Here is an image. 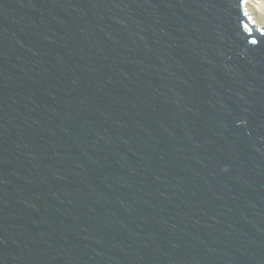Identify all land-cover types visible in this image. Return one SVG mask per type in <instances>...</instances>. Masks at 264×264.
<instances>
[{"label":"water","instance_id":"95a60500","mask_svg":"<svg viewBox=\"0 0 264 264\" xmlns=\"http://www.w3.org/2000/svg\"><path fill=\"white\" fill-rule=\"evenodd\" d=\"M243 2L0 0V264H264Z\"/></svg>","mask_w":264,"mask_h":264},{"label":"bare ground","instance_id":"6f19581e","mask_svg":"<svg viewBox=\"0 0 264 264\" xmlns=\"http://www.w3.org/2000/svg\"><path fill=\"white\" fill-rule=\"evenodd\" d=\"M243 12L251 28L254 27V24L257 26V30L262 31L264 29V0H244ZM245 28L252 32L246 24Z\"/></svg>","mask_w":264,"mask_h":264},{"label":"rangeland","instance_id":"374dc122","mask_svg":"<svg viewBox=\"0 0 264 264\" xmlns=\"http://www.w3.org/2000/svg\"><path fill=\"white\" fill-rule=\"evenodd\" d=\"M253 26H254V28H256L257 26H255L254 24H253ZM257 29V28H256Z\"/></svg>","mask_w":264,"mask_h":264}]
</instances>
